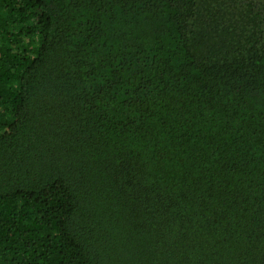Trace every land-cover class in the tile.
Returning a JSON list of instances; mask_svg holds the SVG:
<instances>
[{"label": "trees", "instance_id": "trees-1", "mask_svg": "<svg viewBox=\"0 0 264 264\" xmlns=\"http://www.w3.org/2000/svg\"><path fill=\"white\" fill-rule=\"evenodd\" d=\"M0 264H264V0H0Z\"/></svg>", "mask_w": 264, "mask_h": 264}]
</instances>
